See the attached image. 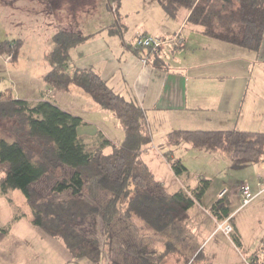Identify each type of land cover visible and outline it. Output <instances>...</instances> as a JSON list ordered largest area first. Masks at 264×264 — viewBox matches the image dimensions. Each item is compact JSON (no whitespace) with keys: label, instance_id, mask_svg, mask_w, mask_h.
Wrapping results in <instances>:
<instances>
[{"label":"trees","instance_id":"trees-1","mask_svg":"<svg viewBox=\"0 0 264 264\" xmlns=\"http://www.w3.org/2000/svg\"><path fill=\"white\" fill-rule=\"evenodd\" d=\"M119 1L114 0L118 4ZM155 1L171 17L186 10L188 25L196 26L202 35L253 52L263 46L264 0ZM91 35L59 30L53 36L55 46L46 56L50 69L43 80L59 92H69L74 86L83 89L102 109L110 110L120 120L125 133L123 141L114 144L109 153L103 148L111 144L110 140L89 150L78 130L84 123L81 117L60 108L50 98L43 96L33 103L18 98L13 88L0 89V122H13L4 130L7 135L0 136V190L8 194L21 189L31 211V224L61 240L76 261L101 264L104 252L97 238L86 231L88 223L105 244L112 233L120 235L118 229L127 228L133 233L135 218L144 225L142 229L163 234L171 226L189 220L191 208L201 202L212 181L200 176L195 188L187 186L175 193L161 188L143 159V153L154 143L144 108L115 92L94 69H80L72 63L71 50ZM23 44L21 39L4 40L0 42V54L8 55L14 62ZM156 60L164 61L161 56ZM165 138L164 154L177 175L191 176L183 161L172 156L174 148L185 144L225 155L230 159V169L237 171L264 163V131L174 129ZM61 168L71 170V176L59 178L57 172ZM44 178L55 182L50 195L34 187ZM87 190L91 197H95V190H101L106 199L97 205L95 199L84 197ZM66 193L70 197H53ZM211 213L218 223L231 218L223 197L214 202ZM171 246L173 242L167 241L166 249L158 255L159 262L142 256L137 264H166L163 257L172 250ZM108 263L120 264L111 260Z\"/></svg>","mask_w":264,"mask_h":264},{"label":"crops","instance_id":"crops-1","mask_svg":"<svg viewBox=\"0 0 264 264\" xmlns=\"http://www.w3.org/2000/svg\"><path fill=\"white\" fill-rule=\"evenodd\" d=\"M188 15L186 10L181 9L177 17L168 16L161 4L155 0H129L128 5L125 4L124 7V23L121 19L115 21L113 18L98 31H78L84 35H93L71 50L72 63L80 69H94L115 92L141 105L148 117L153 138L158 136L163 142L165 136L174 129H242L263 132L264 41L259 52L225 44L202 35L194 25L187 30ZM126 27L130 30L129 34L125 32ZM137 32L166 40L180 33L183 44L176 46L174 42L166 43L158 51L135 49L132 43ZM158 56L164 61L159 60L157 63ZM7 61H10V57ZM48 70L40 72L42 80ZM45 88L41 97L35 99L36 103L43 99V96L48 98L49 93L56 94L52 87L46 85ZM69 92H74L76 97L84 102L85 108L80 110L81 112H89L92 115L97 113L102 122V126L92 129L83 128L81 125L78 130L82 140L87 146H90V140L96 142L100 137L103 141L110 140L111 144H107L103 151L112 152L113 144H116L117 140L122 142L125 135L118 118L110 110L99 107L82 89L74 86ZM18 98L33 102L29 98ZM53 101L60 107L57 99ZM72 113L86 121L81 113ZM106 122L115 124L116 140L107 136L109 129ZM163 142L160 144L161 152L158 157L166 160ZM99 143L93 149L96 150L101 145ZM153 145L152 149L148 148V151L143 153L145 161L152 169L154 167L150 162L154 157L151 154L157 147L155 140ZM186 145L188 144L178 148L190 149ZM172 154L174 157L175 152ZM236 172L237 182L233 178L229 179V182H234L228 200L229 209H232L235 197L240 199L239 188L243 183H248L255 195L253 202L248 204L249 206L245 205L248 207L237 212L244 213V218L257 212L255 223H258V227L254 229L255 238L252 237L250 241L243 235L240 238L241 245L247 247L251 256L259 248L260 242H264V163H256ZM184 183L183 186L188 185ZM195 187L196 185L193 186ZM220 193L217 194L216 200L219 199ZM204 205L202 200L196 203L190 210V218L194 212L203 213ZM208 210L211 212L209 207ZM251 210L255 211L250 216ZM214 218L218 222L215 216ZM22 220L21 218L12 223L18 226ZM17 226H14L10 233H6L7 237L0 240V264H91L86 260L76 261L61 240L31 224L29 218L28 228L21 231L22 235L17 234L18 237L12 234ZM147 233L154 235L151 230ZM26 245L30 246L26 248Z\"/></svg>","mask_w":264,"mask_h":264},{"label":"rangeland","instance_id":"rangeland-1","mask_svg":"<svg viewBox=\"0 0 264 264\" xmlns=\"http://www.w3.org/2000/svg\"><path fill=\"white\" fill-rule=\"evenodd\" d=\"M128 3L129 0H120L119 4L114 0H0V42L21 39L24 43L18 60L14 62L7 61L8 55L0 54V89L13 88L18 97L29 98L32 99L33 103H36L35 99L41 97V92L46 87L40 72L50 69L46 56L55 46L53 36L59 30H73L74 28L77 31L95 32L112 21L113 18L115 21L121 19L124 23V7ZM139 10L144 11L140 8ZM192 26L189 25L186 29L189 30ZM125 32L129 34L130 30L127 28ZM177 34L180 36V33ZM181 45L176 44V46ZM132 46L134 47V41ZM136 48L141 49L140 47ZM48 98L57 99L60 107L70 113H81L80 115L84 116L86 120L82 125L83 128L92 129L96 126H102L97 113L92 115L89 112L80 111L85 108L83 107L84 102L76 97L74 92L56 91L55 95L49 93ZM93 101L95 100L93 99ZM95 103L97 104L96 101ZM115 121L114 119V123ZM118 121L120 123L119 119ZM12 123L0 122V136L7 135V133L4 134V130ZM106 125L109 129L107 136L116 140L117 130L115 124L106 122ZM154 140L157 147L151 154L154 157L150 162L154 169L148 165L155 173V179L164 191L174 193L180 188L187 189L189 185H192L191 188H193V186L198 185L200 176L212 181L210 188L202 198V203L205 204L203 213L194 212L187 222L171 226L163 234L153 232L154 235L147 233L149 229L145 227L142 229L144 225L139 219L135 218V224L133 223L132 226L133 233L131 231L129 233L127 228L118 229L120 235L116 237V233H112L106 244L102 236L93 234L91 225L88 223L86 231L88 230L91 237H96L99 241L104 252V264H109L110 260L120 264H137L142 256H147L151 260L159 262L158 255L166 249L167 241L173 242V246H171L172 250L163 257L166 264H246L245 260L250 258L248 257V249L242 246L241 243H237L236 239L240 242L241 235L247 241H250L252 237L255 238L256 231L254 229L258 227V223H255L257 212L251 210L249 215L255 211L254 214L250 215L251 217L245 216L244 218V213L237 212L249 205L243 206L241 199L235 197L233 207L230 209L231 218L237 213L235 219L232 218L233 221L232 219L230 221L233 232L226 235L220 230L219 223L213 214H210L209 210L207 211L208 207L212 208V204H214L213 202L222 188L229 191L225 197L226 202L229 203L228 200L232 193L231 186L234 184V182H229V179L233 178L237 182L238 178L237 170L230 169V159L221 153L194 149L190 145H186L190 149L175 148L174 158L181 159L191 172V176L187 178L185 174L177 175L167 159L163 160L162 157H158L161 152L159 147L163 141L158 136H155ZM98 142L101 144L104 141L101 137L96 142L90 140L88 149L95 150L93 148L96 147ZM117 143L120 142L117 140ZM117 143L116 145H118ZM152 147H154L153 144L149 148L152 149ZM111 148L112 151L113 146ZM164 149L166 150V148ZM70 173L71 170L61 168L58 170L57 176L59 178L63 176L69 178ZM184 182L188 185L183 186ZM54 183H50L44 178L41 182L35 183L34 187L39 188L43 194L50 195ZM239 192H241L240 188ZM90 193L87 190L84 197L95 199L94 203L97 205L106 199L101 190H95V197H91L92 194L90 195ZM53 197L61 200L70 197V194L66 193L63 196ZM234 211L236 213H233ZM17 217L18 219H16ZM30 217L31 211L21 189L11 190L8 194H4L0 190V240L7 237L6 233H10L14 226H17L16 223L12 222L21 218L23 219L22 223L17 226L15 231H12V234L17 237L22 235L21 231L28 228L27 223ZM253 219L254 222L252 223ZM236 225H238V228H236ZM29 246L26 245V248Z\"/></svg>","mask_w":264,"mask_h":264},{"label":"built area","instance_id":"built-area-1","mask_svg":"<svg viewBox=\"0 0 264 264\" xmlns=\"http://www.w3.org/2000/svg\"><path fill=\"white\" fill-rule=\"evenodd\" d=\"M179 34H176L174 37L170 38V40L163 39L161 37H154L152 35H143L142 33H139L134 38V47H142V48H152L155 50H159L161 46H163L166 43L174 42L178 45H181L182 39ZM240 199L241 202L244 205H248L251 202H253L255 195L253 190H251V187L248 183H243V185L240 187ZM228 193L227 189L221 190V193L219 197H223L225 194ZM231 218H228L221 223H219L220 230L224 232L226 235H230L233 232V226L230 224ZM249 259L245 260L246 264H264V242H260L259 248L255 253H253L251 256H249Z\"/></svg>","mask_w":264,"mask_h":264}]
</instances>
